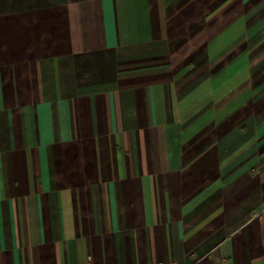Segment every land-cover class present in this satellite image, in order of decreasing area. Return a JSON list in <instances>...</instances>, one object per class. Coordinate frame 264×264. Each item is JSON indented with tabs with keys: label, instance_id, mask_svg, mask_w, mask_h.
Wrapping results in <instances>:
<instances>
[{
	"label": "crops",
	"instance_id": "0c3cea01",
	"mask_svg": "<svg viewBox=\"0 0 264 264\" xmlns=\"http://www.w3.org/2000/svg\"><path fill=\"white\" fill-rule=\"evenodd\" d=\"M0 264H264V0H0Z\"/></svg>",
	"mask_w": 264,
	"mask_h": 264
}]
</instances>
